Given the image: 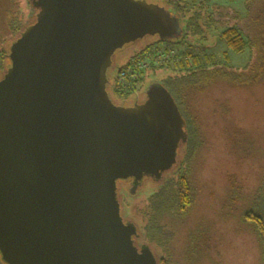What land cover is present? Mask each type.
<instances>
[{
  "label": "water",
  "instance_id": "obj_1",
  "mask_svg": "<svg viewBox=\"0 0 264 264\" xmlns=\"http://www.w3.org/2000/svg\"><path fill=\"white\" fill-rule=\"evenodd\" d=\"M30 2L34 22L0 77L3 261L159 264L123 218L120 183L159 182L179 164L186 120L160 83L116 102L109 73L128 46L180 40V18L148 0Z\"/></svg>",
  "mask_w": 264,
  "mask_h": 264
},
{
  "label": "rangeland",
  "instance_id": "obj_2",
  "mask_svg": "<svg viewBox=\"0 0 264 264\" xmlns=\"http://www.w3.org/2000/svg\"><path fill=\"white\" fill-rule=\"evenodd\" d=\"M168 1L160 2L166 6ZM199 1L205 4L208 13L214 12L216 21L220 18L222 21L213 22L208 16L204 21L208 23L207 44L189 40L184 48L200 56L212 54L216 60L227 53L231 65L240 71L253 67L252 54L248 51L234 54L227 47L222 34L228 27L238 24L251 38L253 20L264 15V0H195L192 3ZM35 14L30 0H17L5 21L7 25L27 26ZM6 30V36H15L7 27ZM154 42L155 38H149L126 47L116 55L115 69ZM173 51L177 53L176 49ZM183 58L186 60L185 56ZM162 78L164 75L148 78L145 90L131 96L129 102L118 103L134 104L142 101L145 98L144 91L152 83L161 84L158 80ZM187 108L196 121L200 144L189 170L196 200L187 220L180 227L177 249L182 251L189 231L202 225L205 230H209L210 251L200 264H262L255 237L238 218L243 201H236L232 208L228 202L232 181L236 182L242 197L246 199L264 190V79L256 86L247 88H234L227 83L217 82L204 92L193 95ZM160 183L147 180L136 188L134 194L125 190L120 192L123 213L128 220L136 221L139 231L138 206L142 207L141 202L156 191ZM149 185H154V190L147 189ZM140 243L151 246L156 255H160L156 248L143 239ZM0 264H6L1 253Z\"/></svg>",
  "mask_w": 264,
  "mask_h": 264
},
{
  "label": "trees",
  "instance_id": "obj_3",
  "mask_svg": "<svg viewBox=\"0 0 264 264\" xmlns=\"http://www.w3.org/2000/svg\"><path fill=\"white\" fill-rule=\"evenodd\" d=\"M16 1L0 0V77L10 66L8 55L12 42L26 27L18 26V24L7 25L5 21L6 16L16 6ZM192 1L169 0L167 4L181 20L184 34L180 40L159 41L156 39V42L144 47L124 65L117 66L116 69L114 67L115 72L112 70L109 73L111 79L109 92L117 102H129L131 96H136L146 89L145 82L148 78L164 75V78L158 81L172 94L187 122L189 143L182 161L185 169H178L179 164H177L166 173L165 175H168H164L159 181L161 183L159 187H156L157 190L150 196H146L147 198L141 202L142 207L138 206L137 209L139 227H141L139 234L144 241L159 251V264H200L203 257H207L210 251L209 230H205L202 225L189 231L182 251H178L176 245L180 227L187 220L196 200V190L189 170L200 143L196 121L187 108L190 99L193 95L204 92L220 81L234 88H247L256 86L264 79V15L253 20L251 38L238 24L228 27L222 34L231 52L242 54L248 51L254 57L253 67L240 71L231 65L227 53H224L221 59L216 60L212 54L200 56L184 48L189 40L197 44H207L209 35L206 26L208 23L204 21L208 16L213 19V22L222 21V18L216 21L214 12L208 13L202 1L197 3H192ZM6 27L15 36L10 38L6 36ZM171 48L177 50L179 58L176 56L177 60L161 61L159 56L162 52ZM139 61L148 62V67L143 70L135 68ZM123 73L125 78L121 83L119 78ZM149 186L147 189L154 190V185ZM241 194L236 182L232 181L228 205L232 208L236 201H243L238 218L255 237L263 264L264 190L257 191L249 199L243 198Z\"/></svg>",
  "mask_w": 264,
  "mask_h": 264
},
{
  "label": "flooded vegetation",
  "instance_id": "obj_4",
  "mask_svg": "<svg viewBox=\"0 0 264 264\" xmlns=\"http://www.w3.org/2000/svg\"><path fill=\"white\" fill-rule=\"evenodd\" d=\"M148 1H157V2H160L161 0H148ZM161 3V2H160ZM162 4V3H161ZM163 5V4H162ZM165 6V5H164ZM167 9H169L172 13H174L173 11H172V9L170 8V7H168L167 6V4H166V6H165ZM175 14V13H174ZM180 23H181V20H180ZM181 26H182V24H181ZM182 28H183V26H182ZM184 34V33H183ZM117 102V101H116ZM185 119V118H184ZM186 120V119H185ZM186 131H187V140L184 142V143H182L181 144V146H180V151H179V157H180V163H179V165H178V169H181V168H184V165H183V159H184V157H185V154H186V152H187V145H188V143H189V132H188V126H187V122H186ZM181 153H182V157H181ZM184 156V157H183ZM185 169V168H184ZM123 183H125V184H123ZM123 183H120V192H122V190H125V191H128V192H130V190L131 189H133V188H135V190H136V188H138V187H141V185L143 184H134V182L133 181H131V180H127V181H125V182H123ZM126 185H128L127 186V188H126ZM124 188V189H123ZM122 215H123V218H124V220L127 222V217L125 216V214L123 213V211H122ZM130 221H133V220H130ZM134 223L136 222L135 220L133 221ZM135 225H136V227L138 228V226H137V224L135 223ZM138 231H139V228H138ZM135 240H136V242H137V244H138V246L140 247V248H142V244L140 243V241L142 240V236L138 233V235L135 237ZM148 243V242H147ZM149 244V243H148Z\"/></svg>",
  "mask_w": 264,
  "mask_h": 264
},
{
  "label": "built area",
  "instance_id": "obj_5",
  "mask_svg": "<svg viewBox=\"0 0 264 264\" xmlns=\"http://www.w3.org/2000/svg\"><path fill=\"white\" fill-rule=\"evenodd\" d=\"M162 50H166V49H162ZM167 50L168 51L162 52V54L159 56V59L161 61H165V62H168L169 60H173L174 61L176 59V56L178 57V55H176L177 53L175 54L174 51L172 50V48L171 49H167ZM147 67H148V62H145V61H139L136 64V66H135V68L140 69V70L146 69ZM135 77L136 76H134V78ZM124 78H125V76H124V73H123V74H121V77L119 78L121 83L123 82Z\"/></svg>",
  "mask_w": 264,
  "mask_h": 264
},
{
  "label": "bare ground",
  "instance_id": "obj_6",
  "mask_svg": "<svg viewBox=\"0 0 264 264\" xmlns=\"http://www.w3.org/2000/svg\"><path fill=\"white\" fill-rule=\"evenodd\" d=\"M148 181H150V180H148ZM123 184H125V183H123ZM120 186H121V185H120ZM127 186H128V185H126V188H127Z\"/></svg>",
  "mask_w": 264,
  "mask_h": 264
}]
</instances>
